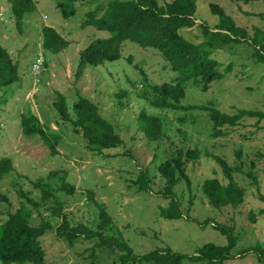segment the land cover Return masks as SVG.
Returning a JSON list of instances; mask_svg holds the SVG:
<instances>
[{"label":"rangeland","instance_id":"1","mask_svg":"<svg viewBox=\"0 0 264 264\" xmlns=\"http://www.w3.org/2000/svg\"><path fill=\"white\" fill-rule=\"evenodd\" d=\"M64 1L68 0H35L37 9L19 26L9 0H0V44L14 62H19L21 75L19 83L0 89V160L10 157L14 165L0 180V192L10 199V203L2 206L0 225L9 213L26 205L32 212L34 225H39L44 217L56 228L62 221L61 214H66L72 226L83 224L104 235L123 237L137 254L171 247L192 256L209 242L226 245V235L215 230L212 224L202 226L186 218L165 219L160 215L161 206L167 207L169 198L162 194L165 179L159 165L174 153V146L185 145L200 149L201 157L198 162L189 163L191 187L185 181L176 187L184 214L199 221L211 219L234 227L239 239L232 250L236 258L225 264H262L255 253L243 257L239 253L258 243L264 246V199L261 197H264V118L259 121L258 117H246L235 126H224L216 135L207 112L153 108L144 93L153 84L174 82L177 73L159 50L130 41L123 45L119 59L98 66L88 65L79 76L81 51L94 39L109 36L108 32L87 23V13L100 7V14L109 0H72L76 14L70 18H65L59 8V3ZM172 1L159 0V3L166 5ZM213 8L226 11L251 34L255 28L264 30V0H198L197 23L203 21L212 29L217 27L219 15ZM45 26L57 29L70 42L69 46L59 53L45 50L42 45ZM181 32L195 43L205 39L198 24ZM253 51L248 42L215 49L212 57L224 67L232 63L233 70L205 91L194 80L188 81L183 103L215 107L230 115L242 109L264 112V63L255 60ZM44 59L45 67L36 74L35 64ZM59 93L65 95L74 117L73 104L79 96L96 103L121 134L124 144L94 152L82 134L74 130L72 122L64 120L56 109ZM29 112L39 117L51 135L56 153L40 135L23 133V115ZM143 112L168 116L164 138L148 137L140 120ZM214 156H220L232 167L234 179L246 190L245 201L237 208H216L203 191V183L209 178L229 183ZM239 165L242 170L235 171ZM145 169L151 178V191H141L137 182ZM249 173L257 176L259 184ZM63 176L75 187L73 192L61 189ZM46 187L58 196L63 208L61 214L52 209L59 205L54 196L38 206L29 201L32 197L40 202ZM98 204L113 218L108 230L100 226ZM41 239L46 250L44 264L121 263V252L99 246L101 239L97 236H82L70 243L59 238L54 229ZM184 263L205 264L192 258Z\"/></svg>","mask_w":264,"mask_h":264},{"label":"trees","instance_id":"2","mask_svg":"<svg viewBox=\"0 0 264 264\" xmlns=\"http://www.w3.org/2000/svg\"><path fill=\"white\" fill-rule=\"evenodd\" d=\"M237 2H249L251 0H234ZM11 11L19 26L23 24L27 15L37 9L35 0H9ZM59 8L65 18H70L76 14V9L72 0L59 3ZM101 8L89 11L87 23L98 30L109 33L107 37L94 39L84 50L81 51L80 64L77 74L88 66H98L105 61L119 59L121 49L127 42H134L147 48L159 50L172 71L177 73L174 82L163 84H153L144 93V97L149 99L150 105L157 110H200L208 113L213 122V130L219 135L226 125L235 126L246 117H258L259 121L264 118V112L252 109H242L236 115L221 112L219 109L207 105H185L183 99L186 96V83L194 80V84L203 91L208 90L211 84L220 80L226 73L233 70L230 63L224 67L223 63L212 57L215 49H221L232 43L248 42L254 49L253 56L257 62L264 63V30L255 28L251 34L247 28L237 24L223 9L213 8L219 15L217 27H210L206 22L197 23L198 0H173L166 5H161L159 0H109L107 6L99 14ZM199 25L205 39L200 43L188 40L181 32L183 28ZM42 45L45 50L52 53H59L67 48L70 42L52 26H45L42 32ZM46 65V61H45ZM224 68V69H223ZM19 62L12 59L11 54L0 44V89L19 83ZM55 107L61 117L72 122L74 130L81 133L87 140L89 148L94 152H103L106 149L120 147L124 144V139L116 130L114 124L106 118L100 111L99 106L87 97L79 96L73 104L75 117L71 115L66 97L63 93L58 94ZM142 128L151 140L164 138L165 126L168 116L158 113L147 114L143 112L140 116ZM180 120H184L181 119ZM23 133L27 136L40 135L52 152H57L51 135L46 131L38 116L29 112L23 115ZM201 151L191 146H174V153L159 165V171L165 179V187L162 190L164 197L169 198V205L161 206L160 215L165 219H183L196 221L199 225H213V228L226 235L228 243L218 245L213 242L206 243L199 249L197 254L189 256L186 253L177 252L171 247L156 248L148 253L137 254L134 248L123 237L104 235L93 229L80 224L72 226L67 215L61 214L62 204L57 195L49 188L44 189L41 201H35L29 197V201L38 206L41 202L46 203L54 196L55 202L59 204L53 207L61 214L62 221L58 227L47 221L39 225L31 222L32 212L26 205L21 206L13 213H9L8 219L0 225V262L3 264H44L46 260V250L42 244V237L50 230L56 231L59 238L66 239L73 243L80 237H100L99 246H109L119 250L120 264H185L187 258H192L205 264H225L226 261L236 258L232 250L238 244V237L233 226L215 223L211 219L199 221L184 214L182 200L176 190L180 181H185L191 187V177L189 175V163L198 162ZM221 164L229 183L224 184L218 178L207 179L203 183V191L209 197L210 202L216 208L226 206L239 207L244 201L246 190L234 179L232 167L221 158L214 156ZM14 169L13 161L10 157H3L0 160V180ZM241 171L239 165L235 171ZM55 174V172H52ZM254 182L259 184L256 175L249 173ZM62 190L74 191V186L70 185L66 177H61ZM42 179L38 185H42ZM141 191H151V178L147 169L142 170L137 180ZM95 200L94 195H91ZM263 199L264 197L261 196ZM98 201H96L97 203ZM10 203L8 196L0 192V214H3V204ZM100 217L102 218L101 228L109 229L113 218L104 206L98 204ZM249 253L258 255L259 261L264 264V246L261 243L252 245L239 253L243 257Z\"/></svg>","mask_w":264,"mask_h":264},{"label":"built area","instance_id":"3","mask_svg":"<svg viewBox=\"0 0 264 264\" xmlns=\"http://www.w3.org/2000/svg\"><path fill=\"white\" fill-rule=\"evenodd\" d=\"M45 61V59H44ZM43 60L38 61L34 66V71L36 74H39L42 71L43 66L45 67V63Z\"/></svg>","mask_w":264,"mask_h":264}]
</instances>
